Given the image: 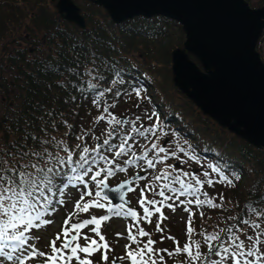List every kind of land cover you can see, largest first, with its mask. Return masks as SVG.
<instances>
[{"label":"snow or ice","instance_id":"snow-or-ice-1","mask_svg":"<svg viewBox=\"0 0 264 264\" xmlns=\"http://www.w3.org/2000/svg\"><path fill=\"white\" fill-rule=\"evenodd\" d=\"M80 74L85 79L79 91L100 111L95 122L105 124L104 138L83 129L75 135L65 134L77 141L74 144L56 135H30L31 145L25 140L17 143L15 150H9V146L0 151V264H28L32 260L42 264H94L97 255L99 264H168V259L176 257H180L179 264H264V194L256 193L258 204L246 202L242 211L248 218L230 215L223 226L217 225L210 232H196L192 226L195 213L188 205L221 209L223 195L221 203H216L202 189L214 184L235 189L242 173L219 158L216 163H206L187 139L183 145L179 139H173L180 134L166 130V117L162 119L155 106L151 111L145 108L143 116L134 119L118 117L110 110L112 106L105 100L108 95L134 96L137 109L145 100L150 102L151 98L143 95L146 88L130 72L109 68L105 73L94 66ZM60 124L67 126V121ZM56 130L53 124V131ZM90 136L94 144L86 139ZM170 159L176 163L169 164ZM189 162L204 169L202 173L177 166ZM130 169L137 170L130 179L110 186V178ZM141 172L145 175H140ZM141 181H145L142 187ZM70 189L78 190L79 199L51 238L48 250H40L33 232L55 222L59 207L68 203L65 197ZM137 189L142 214L129 206L126 199L127 193ZM177 201L188 214L187 242L181 246L176 241L175 248L169 251L156 247L158 242L140 225L142 221L152 224L156 217L155 230L163 233L161 222L167 219L163 210L167 208L174 213ZM91 209L105 210L106 214L78 219ZM199 215L203 217L204 213ZM113 216L131 221L123 237L128 241L123 246L124 252L114 257L109 255L112 249L101 232L102 222ZM234 220L238 224L228 222ZM194 233L201 239H193ZM160 239L163 241L165 236ZM168 239L175 241V237Z\"/></svg>","mask_w":264,"mask_h":264},{"label":"trees","instance_id":"trees-1","mask_svg":"<svg viewBox=\"0 0 264 264\" xmlns=\"http://www.w3.org/2000/svg\"><path fill=\"white\" fill-rule=\"evenodd\" d=\"M73 1L85 17L83 29L58 18L51 0H0L3 51L0 56V151L9 146V150H15L17 143L28 140L30 135L60 138L83 129L92 136H101L96 131L101 123L95 122L100 111L79 91L85 79L80 73L94 66L105 73L109 68L119 69L136 76L146 88L143 95L151 100H145L140 105L141 110H136V97L108 95L105 100L112 106L110 110L117 108L121 112L122 108L129 107L131 115L143 116L145 108L151 111L155 106L161 118L166 117V130L180 134L173 139H179L182 145L187 139L206 163H216L219 158L242 173V180L235 189L220 184L205 185L202 190H206L214 202L221 203V195L224 200L221 209L201 208L203 217L199 209L192 210L195 213L192 226L196 232L213 231L217 225L223 226L230 215L248 218L242 211L244 205L246 202L258 204L256 193L264 194V149L219 126L173 85L168 66L171 51L184 40L181 26L163 16L135 17L115 24L105 10L93 2ZM20 36L22 41L35 45L32 50L21 40L13 41ZM62 120L67 121V126L60 124ZM53 124L58 130L53 131ZM65 139L71 144L77 142L71 136ZM86 139L95 143L91 136ZM28 143L31 145L32 141ZM174 162V159L168 161L169 164ZM182 166L197 173L204 170L195 162ZM126 173L120 175L123 177ZM228 222L238 224L235 220ZM239 226L249 231L246 226ZM170 227L174 229L175 241L168 239L169 242L158 247L172 251L176 241L181 246L187 242V222L181 227L172 223ZM193 239L201 237L194 233ZM173 259L179 264L180 257ZM173 259H168V264H173Z\"/></svg>","mask_w":264,"mask_h":264},{"label":"water","instance_id":"water-1","mask_svg":"<svg viewBox=\"0 0 264 264\" xmlns=\"http://www.w3.org/2000/svg\"><path fill=\"white\" fill-rule=\"evenodd\" d=\"M90 1L114 23L157 15L179 22L184 41L170 53L174 85L219 126L264 149V63L256 49L264 6L251 8L247 0ZM55 9L59 18L85 27L73 0H56Z\"/></svg>","mask_w":264,"mask_h":264},{"label":"rangeland","instance_id":"rangeland-1","mask_svg":"<svg viewBox=\"0 0 264 264\" xmlns=\"http://www.w3.org/2000/svg\"><path fill=\"white\" fill-rule=\"evenodd\" d=\"M52 4L54 5V3H52ZM174 37L175 38L178 37L177 33L174 35ZM21 43L27 44V42L22 41V40H21ZM27 45L31 46V44H27ZM181 45H182V41H181ZM2 54H3V51L1 48L0 49V56ZM170 63H171V61H170ZM168 69H169V73L171 76L172 75L171 70H170L171 65L168 66ZM171 82H172V80H171ZM179 92H178V94H179ZM180 94L183 97L187 98L184 93L180 92ZM136 110H141V108L139 107V109H136ZM129 112H130L129 107H127V108H122V111L119 112V114L128 115ZM134 112H135V110H134ZM104 130H105V124L103 122H101V125L96 129V131L101 134L102 138H104L103 137ZM117 177H118V175L110 178L109 183L115 184ZM140 185H141V183H140ZM77 191L78 190H72V189L69 190L68 195L65 197V199H66V201H68V203H67L66 207L65 206L59 207V210L56 212L55 217H54L55 222L51 225H48L47 229H49V230H47V231L40 230L36 233L35 237L37 239L34 242L37 243V247L40 250H44V251L48 250V243L50 242L51 238L54 236V234L56 232H58L61 229L62 224H63V219H65L67 217V214L73 210L75 200L79 199ZM138 192H139V189H137L136 192L128 193V197L130 199H135V196H137ZM182 198H184V197H181V199ZM170 203H171V201H170ZM175 206H176V211L174 213L170 209H166V212H164V215L167 217V219H165L161 222V227L163 229H166L172 223L179 226V227H181L183 225V222L185 221V212L183 211L181 205H179L178 201L174 204V207ZM188 207L192 208V205H188ZM102 214H106V211L105 210H99V209H91L90 213H88V214H80L78 219L89 218L90 215L99 216ZM153 220H156V217H154ZM73 222H75V221H73ZM128 224H129V220H125L122 217H115V218L111 217L109 221L102 222L101 232H102V234L105 235V238L108 241L110 248L112 249V251L109 253L110 256H113V257L118 256L119 253L122 252L123 246L126 244V239H124L123 237L126 236ZM145 226L154 227L155 223L143 225V227H145ZM89 227H91V226H89ZM83 231L90 236H95V234L90 233L88 231V229H84ZM118 233L120 235H117ZM95 238L98 239V237H95ZM113 239H115L116 241H113ZM81 243L82 244L84 243L83 240L81 241ZM99 260H100V256L97 255L94 258V264H99ZM31 262H28V264H30V263L31 264H42V262L38 261V260H33Z\"/></svg>","mask_w":264,"mask_h":264},{"label":"built area","instance_id":"built-area-1","mask_svg":"<svg viewBox=\"0 0 264 264\" xmlns=\"http://www.w3.org/2000/svg\"><path fill=\"white\" fill-rule=\"evenodd\" d=\"M261 45H262L261 48L264 49V36L262 37ZM262 52H263V55H264V50H262Z\"/></svg>","mask_w":264,"mask_h":264}]
</instances>
